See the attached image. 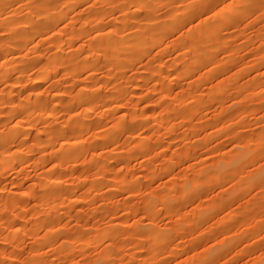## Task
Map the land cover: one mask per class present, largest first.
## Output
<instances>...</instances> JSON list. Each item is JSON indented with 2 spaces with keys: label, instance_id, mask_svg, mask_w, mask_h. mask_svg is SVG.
I'll return each mask as SVG.
<instances>
[{
  "label": "rangeland",
  "instance_id": "374dc122",
  "mask_svg": "<svg viewBox=\"0 0 264 264\" xmlns=\"http://www.w3.org/2000/svg\"><path fill=\"white\" fill-rule=\"evenodd\" d=\"M30 1L36 0H22L21 2L26 5L27 2L31 4ZM83 1L80 0L81 3L75 2V5L78 4L77 6H66L65 9H70L71 11L66 10L69 15L64 12L68 17L65 15V20V16H63L64 22L61 23L60 21L61 24H56L58 30L55 26V29L53 28L54 31L56 30L55 33L54 31L52 33L48 31L43 34V37L38 36L39 39H32V45L28 44L24 47L25 49H22L25 51H20L19 53H16L18 51H12L10 52L11 56L8 52V56H5L4 59L3 57L0 58V64L6 58L7 62L11 60L12 62L15 60L17 62L20 59L19 57L23 56H26V60H30V54L31 56L37 54L38 58L43 56V59H47L49 54L59 50V48L57 50L56 44H53L56 42H52L54 39H57L60 49L63 50H60L63 58L65 56L66 59V55L69 54L70 58L72 55L74 56L72 58L75 59L74 54H78V56L80 55L76 59L78 61L79 58L80 60L82 59L83 54L90 55L93 53L92 50L95 48L91 49L92 46H90L93 43V45H96L95 41L93 42L95 40L93 38L97 37L95 36L96 34H102L104 30L109 32L110 27L112 30L111 35L117 28H121L122 35L117 33L119 30H116L115 33L123 38L125 34L126 37L127 33H134L136 28L138 30L139 26L142 27L145 24L144 17L146 18L149 13L148 19L151 15L152 21L153 16L158 17V19H161H159V23H162L164 19H168L170 15H176V13L178 15L188 11V14L189 10L191 11L189 13L191 18L188 15V19L184 18L185 20H182V23L177 26L178 29L172 28L176 30L172 31L170 29L165 32L166 35H162V38L165 37V39L158 42L155 41L154 45L151 42L152 46L150 45V48L149 44H147L143 49L145 54L141 52L143 57L140 52L138 54L142 58L136 54L135 58L137 57V61L134 57L132 59L136 62L130 59L131 61L126 62L125 65L127 67V63L130 64V62L131 65H128L129 67L127 68L125 67L126 69L124 68V70L121 66L122 70H117L114 68L115 66H112L114 68H112L113 71L110 69L111 67H108L109 71L103 65L104 62H101L104 57L97 52L98 57L95 58H99V60L93 59L94 63L95 61L99 62H97L99 64L97 66V63H95L96 72H94L95 69L93 71L90 70V72L89 69L86 70L87 68L84 67L86 71L80 68V70L77 69L73 72L74 74H69V72V76L64 72L68 66H63L60 62V65L53 70L54 72L52 69L50 70L52 74L48 75L49 79L39 84L35 88L36 90H33L34 93L33 91L31 92L34 86L30 88L31 83H29V80L31 78L34 79L33 77L39 74L37 70L44 63L41 60L42 58H40L42 65L40 63H38L40 65L36 64L38 65L37 68L31 65L37 69L34 71L32 67L34 74H32L30 66L27 73L28 75L31 74L32 77L29 76V80V77H26L27 74H24V77L22 76L23 79L26 78L28 81L26 79L22 81L19 77L20 74H14L16 73L14 71L19 70L24 63L20 62L19 64L18 61L14 66L16 68L13 69V66L10 67L13 64L12 62L10 65L8 63L5 68L6 61H4L5 64L3 63L2 65L7 71H10L11 68V70H14V73L12 71V73L9 72L11 76L8 79H14L13 77L18 75L19 78L17 79H21L22 82L20 81L19 85L13 84L15 88H11L12 85L9 83H13L10 82L12 80L9 81L7 79L8 83V81L4 82L3 79H0V96L3 97L1 100H4L5 103L8 102L9 99H7L5 94L12 92V94H8L10 98L11 96L13 98V101L9 100L12 103L19 104L20 101L22 102L21 104L24 101L33 102L32 107L33 105L35 107V101L33 100L36 98L37 101L39 96L42 101H48L49 104H52L51 106L57 104V108H55V111L49 108L53 112L52 114H46L49 113L46 112L48 104L46 103L44 113L36 109L37 113H40L34 116L36 113L35 108L33 109L30 105L35 112L30 114L32 115L31 117L25 114L22 117L25 115L28 117L26 119L18 117L19 120H16L17 117H15L16 119L12 118L11 120L8 117L7 119L10 118V121L5 120L7 116H10V113L8 115L7 112H5L6 114L2 113L5 107H2L4 102L0 100V103H3L2 105L0 104V133L5 134L8 124L11 127L16 121L20 124L24 120V126L27 124L30 127L27 130V136H22L23 140L27 139L24 141L26 144L23 143V146H21V143L19 145L16 137L15 143L17 142L18 144L8 145V143L14 142L12 139L3 148L11 147V149L9 148L10 150L8 149L9 151L5 149L7 150L5 155H11L7 158L11 157L10 161L13 162V166L10 167L11 169L8 167L6 169L4 168L5 161L2 164L0 162L3 168L0 169V264H264V0H260L262 2L259 5L257 3L258 0L254 1L257 5L252 2L251 5H255L252 9L251 7L242 8V6L238 5L239 0H202V2L201 0H165V2L162 1L164 5L159 4L161 1L157 3V0L155 3L157 6L154 5L155 0L153 4L150 0L149 3L154 5V8L157 7L159 9L154 11L151 8V12H144L145 16L143 17L139 16L142 13L139 12L138 16L140 18L137 17L139 20L136 21H140L143 18L144 20L141 19L143 22L140 21L142 23L135 22L134 19L130 18V10L138 13V11H135L137 8L135 6L136 9H134V5L133 7L132 5H127L126 10L127 8L130 9L126 12L127 14L130 12L127 17L126 13L123 12L124 14H122L125 9L121 11V9L115 7L116 4L117 6L119 5L118 3L121 4V1L118 2L119 0H116L117 2L111 0V3L108 0H105V3L101 0ZM15 2L14 0L13 3H8L9 7L7 6V8L10 9L5 8L6 6L4 7L7 9L4 11L7 12L6 14L4 11L2 12L6 16L11 15L8 11L17 9V6H19L21 12L26 10V7H20L24 3L15 5ZM124 2L125 4L130 3L128 1ZM188 2L189 4L196 2L195 11H192V4L190 5L192 8H189ZM11 3L15 6L10 7ZM143 3L146 4L145 2ZM53 4L57 5L59 2L56 3L54 1ZM109 4H115V6L110 5L112 6L111 8ZM125 4L122 2V5ZM230 4L233 9L236 8L235 10L238 9L237 11L242 9L243 12L247 13L243 14V16L240 14L241 17L237 15L240 19L234 17L233 20H236L234 22L235 25L231 23L233 20L228 23L232 25L225 28L223 27L227 23L223 22L224 25L221 24L223 25L222 27L218 24V27L223 28L220 29L221 34L219 33L222 40L219 39L217 41L220 36L215 30V34H218L216 35L218 37L215 36V42L217 41L218 46L216 51L213 50L216 54L211 51L215 55L209 53L211 54L210 57L213 55L212 59L210 58L213 62L211 65L208 62L209 65L205 66L204 64L207 63L205 61L202 62L204 64L196 65V69L192 67L193 69L188 70L192 66L187 63L189 61L187 58L191 57L190 53L187 54V51L181 50L183 47L185 49L186 46L184 45L190 42L187 40V36H193L194 38H190L194 42L197 39L199 40L197 31L205 23L210 22L209 24H212V26L213 23L217 24V21H220V18H218L220 13L218 12ZM60 7L64 6L61 5ZM181 7L185 11L183 9V12H180V10L182 11ZM186 8L189 10H186ZM16 9L14 14H16ZM97 10L98 12L102 10L101 13L104 12L103 15L98 13ZM152 11L157 12V14H151L153 13ZM2 12L0 16L3 15ZM21 12L17 11L18 14L14 17L17 18ZM26 12L24 11L20 15L23 16ZM93 12L95 16V12H97L98 16L100 14L101 20L98 19L99 23L96 20H92V16L91 20L89 19L90 13L93 14ZM194 12L195 16H193ZM202 12L203 14H201ZM120 15L126 16V20L129 18L128 22L133 20L136 24L132 21L130 22L136 27L134 28L133 24L131 26L130 22V25L127 24L126 26L127 21L124 19L123 22L119 19ZM162 15H166L163 20ZM99 17L96 16L94 18ZM34 19L36 20V17ZM158 19H156L157 22ZM95 22L99 24L97 29H95V25H97ZM82 26L84 31H86L85 34L83 31L81 35L74 36L73 42L69 37L67 38L66 34L75 32L78 28L82 30ZM112 26H115L116 29ZM130 27L131 30L129 29ZM71 29L73 30L71 31ZM96 30L102 32L96 33ZM220 30L218 31L220 32ZM105 31L103 34L108 33ZM78 32L80 31H77V34H79ZM131 35L132 33L129 36ZM113 38L115 39V37ZM91 39L93 40L91 41ZM147 42H149V39ZM185 42L187 43L183 44ZM223 43L226 45L224 46ZM31 50H33V53H31ZM94 53H96L95 50ZM17 54L22 55L18 57ZM202 54L203 52L200 55ZM16 55L17 57H12ZM37 55L34 57H37ZM51 55L50 58H52ZM61 55L59 57L64 62ZM69 56L67 59H70ZM214 56L215 58H213ZM34 59L36 60L37 58ZM122 61L121 64H123ZM132 61L135 63H132ZM47 62L50 61L47 59ZM65 62L64 64H67ZM30 63L33 62L30 61ZM88 65L90 67V64ZM88 65L86 66L88 67ZM156 67L158 68L156 69ZM115 69L118 72L124 71L125 73L121 75V72H115V74L117 73L115 75L116 78H111ZM184 69H187L186 73ZM192 70L193 72H191ZM107 71H109V75H106ZM188 71L191 72L192 77L185 79L184 76L186 77ZM72 74L76 77H71L73 76ZM105 76L109 80L111 78L112 83L106 82ZM113 79H115V83H113ZM25 81L27 83H24ZM115 84L117 88L119 87L118 84H122L123 86L121 85L120 87H125V90L122 94V90L120 91L121 95L119 98L117 97L119 93H117V96L114 93V101L105 96L106 99L112 101L110 104H100L103 101H99V104H97L98 102L94 103L98 99L95 100L92 97V100H90L91 98L87 99H89V104L94 103L93 106L91 104L86 107L87 104L82 105L74 101L75 95L81 89L84 91L81 92L82 94L85 93V89L89 91L91 88L93 90L98 88V96H104L111 91L112 86L115 87ZM9 85L10 87H8ZM35 85L37 86V84ZM255 87L257 88L255 89ZM4 88L6 90L9 88L10 91L6 92V90H3ZM216 88L217 90L220 89L218 95L214 93ZM221 88H223V91ZM233 88L235 89L233 90ZM64 89L65 91H63ZM1 90L3 93H1ZM54 90H56L55 93ZM60 91L66 92V94L62 93L63 98H60L61 101L54 97L57 96L56 94L59 95ZM34 94L36 95L34 96ZM84 96L88 97L86 94ZM103 96V99L100 97L99 100H104ZM73 97L75 98L73 99ZM83 97L80 98L83 99ZM69 101L70 104L73 101L71 108L66 107V103ZM53 102L55 103L53 104ZM13 113L11 112V114ZM15 113L18 112L15 111ZM39 114L46 115L44 116L45 118L50 116L45 119ZM12 116L14 117V114ZM29 117L30 121L28 120ZM20 120L21 122H19ZM75 120H84L83 127L87 129L83 134L82 130H80V136L73 134L74 132L70 133V135H74V137H70L67 134L69 129L64 127L74 121L71 126L73 127L74 123H76ZM141 120H146L147 123ZM132 121L135 123H132ZM80 122L77 121V123ZM24 126L22 127L24 128ZM62 126L64 128L62 129L63 132L61 131L63 138L66 137L63 136L65 135L64 133L68 131L65 139L61 138L55 142L54 138V141H51L49 146L45 144L46 148L42 143L43 146L38 145L39 147H35V137L39 139L41 136L42 140L43 137H46L44 136L45 132L52 133V129L55 131L56 127L61 128ZM25 128L28 129V127ZM105 130H115V134L109 131L110 134H106L108 136L106 137L104 133L107 132ZM58 131H60L59 128ZM74 131L77 133V130L74 129ZM76 136V139H80L74 140ZM64 140H68L70 143L79 141L81 147L79 153H73V157L68 159L64 157L62 159L63 161L65 160L64 162L58 159L59 163L56 161L57 159L54 160L55 156L60 158L55 152L59 153L60 149L62 150L66 147L64 143H69ZM140 146L145 148L144 152L138 151ZM16 148L23 157L22 161H15L14 163L12 157L19 158L20 156L12 154V151L14 152ZM39 148L42 150H39ZM8 152L11 153L9 154ZM59 154L61 155V153ZM17 158L15 160H18ZM7 162L8 160L5 162L6 165ZM49 178L57 179L60 183L59 185L58 183L54 184L60 191L58 194L62 197L58 202L57 200H59L60 196H57V199L55 197L56 193L49 191L51 195L48 193V197L45 195L48 192V190H45L46 187L48 186L50 189L53 187V185H50L51 183H48V181H53ZM46 181L48 185H44L45 189H40ZM42 182V187H39ZM42 190L45 193H42ZM52 190L54 191L55 188ZM36 194L39 195V198ZM54 194L56 200L50 197L52 200L49 201V195L52 196ZM44 196L46 197L45 200L43 202L40 201ZM46 199H48L49 203L46 202ZM47 203L53 208L57 206L55 208V210L57 209L56 211H51L60 215V219L57 217L55 219L53 218L55 215L51 218L54 213H49L50 218L47 216L46 221L50 223L52 222L51 219H54L53 222L59 220V223L56 222L57 224L51 223L49 230L47 229L48 226H45L46 221L41 220L40 222L38 220L42 217L45 220L42 214L45 211L48 212V206L50 205L46 206L45 204ZM55 203L56 205H54ZM37 217L38 225H35L34 220ZM198 222L199 224H197ZM54 224L56 226L52 228ZM13 229L16 231L13 232ZM53 229L57 232L55 231V234L50 235L49 233H52L50 230ZM47 230L49 232L46 234ZM149 231L157 232L156 235L161 234L164 236L163 241L154 250H150L153 244V239L150 236H154L155 233L150 235L151 232ZM147 232H149V235ZM48 237L50 238L49 240H52L49 243L43 242ZM59 246L62 249L64 246L69 252L68 255L67 253L66 255L62 253ZM34 256L36 257L34 258Z\"/></svg>",
  "mask_w": 264,
  "mask_h": 264
},
{
  "label": "bare ground",
  "instance_id": "6f19581e",
  "mask_svg": "<svg viewBox=\"0 0 264 264\" xmlns=\"http://www.w3.org/2000/svg\"><path fill=\"white\" fill-rule=\"evenodd\" d=\"M16 2V4L15 5H18V4H20L21 5V1L19 2V0H15ZM54 1L56 2V3H58L59 2V4H57V5H54L53 3H54ZM84 1H87V0H84ZM83 1V2H84ZM101 1H105V0H101ZM110 1V2H109ZM121 1V4L120 3H118L119 5L117 6V4H116V6H115V4H109V6L110 5H112V6H115L116 8H118V9H121V11L123 10V9H125L126 10V7H127V5H132V7H133V5H134V9H136L135 11H138V13H136V12H134L133 10H130L129 8H127V10L125 11H122V14H124V13H126V12H128L129 10H130V12H131V16H130V18L131 19H134V21L135 22H140V21H142V20H144L145 21V24L141 27V26H139V29L137 30V28H136V31L134 30V33L133 32H131L132 33V35L131 36H129L131 33L129 32V34L127 33V36L125 37V35L123 36V38H122V36L121 37H119V36H117V33H121V35L123 34L122 33V29L121 28H117L116 29V27L115 26H112V27H115L114 29H116V30H119L117 33H115V31L114 32H112L113 34H115V35H111V27H110V29H109V32H108V30L107 31H105V32H108V33H105V34H103L104 33V31H103V33L101 34H96V33H99V32H102V31H97L95 34V36H97V37H95V38H93V39H95V40H93V39H91V41L93 40V42L95 41V43H96V45H93V44H91L90 46H92L91 47V49H93V47L95 48V49H93L92 50V52L93 53H89L90 55H85V54H83L84 56L83 57H81L82 59L80 60V58H79V60L78 61H76V59H77V57H80V55L78 56V54H74L75 55V59H73L72 57H74V56H72L71 55V53H70V55H71V58H70V56H69V54L68 55H66L67 57H66V59H65V56H64V58H63V54L61 55L60 53H61V51H63V50H61L60 49V46L58 45V43H57V39H54V40H52V42H56V43H53V44H56L55 46H57L56 48H57V50H58V48H59V50H58V52H52L51 54H49V57L47 56V59L50 61V62H47L46 63V60L47 59H43V56H41V57H39L38 58V55L37 54H35L34 56H36L37 55V57H34V56H31V54L29 55L31 58H30V60L29 59H27L26 60V56H23V57H19L20 55H22V54H17L18 55V57L20 58L19 60H17V62L20 64V62H22V64L23 65H21V67H20V69L19 70H11L12 68L14 69V68H16V67H14L15 66V63H17L16 62V60L14 61V62H12V60L10 61V62H7L6 60H7V58H6V60H3V63H4V61H6V65H5V68H6V66H7V64L9 63V65H10V63L12 62L13 64H11L10 65V67L11 66H13L11 69L10 68H8V69H10V71H7L5 68H4V65H2V64H0V79L2 80H4V82H6V81H8L9 79L8 78H10L9 76H11L10 75V73L9 72H16V73H14V74H20V78L22 79V81L23 80H25V79H23L22 78V76L24 77V74H27L26 75V77H32L31 76V74L30 75H28V73L27 72H29V68H30V66L31 65H34L36 68L38 67V65H40L42 62H41V60H43V62L44 63H42L41 65V67H39V69L37 70L34 66H31V70L34 68V71H35V69L38 71L37 73H39L38 75L36 74V76H34L33 78L34 79H32L31 78V80H29L30 79V77L28 78V80H29V83H31V85H30V88H31V86H34L32 89H31V92L33 91V90H36L35 88L36 87H38V85L39 84H41V83H44V82H46L48 79H49V77H48V75H51L52 73H50V70L52 69V71L53 70H55L57 67H58V65H62L63 64V66H68V70L67 69H65V71L64 72H66L67 74L69 73V74H71V73H73V72H75L77 69H79L80 70V68H81V70L83 69V70H85L84 69V67H86L87 69L86 70H88L89 69V71L91 70V71H93L94 69H95V63H97L98 61H95V63H94V58L95 57H98V55H97V52L98 53H101V55L104 57V60L103 59H101V60H103V61H101L102 63L104 62V66L105 67H107V69H109L108 67H111L110 69L112 70V68L114 67V68H116L117 70H122L121 68H120V66L123 68V70H124V68L126 67V65H125V63L126 62H129V61H131V60H134V59H132L133 57L135 58V55L137 54V55H139L138 53L140 52V54L142 55V57H143V54L141 53V52H143V49H144V47L147 45V44H149V48H150V45L152 44L151 42H153V45L155 44V41H161L162 39H165V37H163L162 38V35H164L165 34V32H167L168 30H170V29H172V28H176V29H178V27L177 26H179V24L180 23H182L181 21L182 20H185V19H188L187 18V16L189 15V13L191 12L189 9H187L188 8V6H187V8H186V10H189V13L187 14V12L188 11H185V9H184V11L185 12H183V9H182V7H181V9H182V11L180 10V12H183V13H179L178 15H177V13H176V15H170V16H168V19H164L165 18V16L167 15H165V16H163V18H162V20L164 19V21L162 22V23H159V19H158V17H155V16H153V21L155 20V22H153L151 19H152V15H151V17H149V19H148V16L150 15V13H149V15H148V13H146L148 16H146V18L144 17V19L143 18H141L140 19V21H136V20H139L138 18H140L141 16L143 17V16H145V13L144 12H151V8H153L152 10H154V11H158L157 9H159V8H157V7H155L154 8V5L155 6H157V4H155L156 2H157V0H124V1H128V2H130L129 4L127 3V4H125V2L123 1V0H119L118 2H120ZM142 1V2H141ZM149 1L150 2H152V4H153V1H154V5H152V4H150L149 3ZM161 1V3H159ZM162 1L163 2H165V0H158V2L157 3H159V4H163L164 5V3H162ZM199 1V0H198ZM205 1V0H204ZM217 1V0H216ZM255 0H239V2H238V5H240V6H242V8H247V7H251V9H252V7L253 6H255V5H257L256 4V2H254ZM257 1V0H256ZM9 2H14V0H0V14H1V12L2 11H4V10H7V9H10V8H7V6H8V3ZM18 2V3H17ZM29 2V1H28ZM27 2V3H28ZM75 2H80V0H36V1H30V3L31 4H27L26 3V5H25V3L23 4V6L21 5L20 7H26V10H23V12H21V9H19V6H17V9H16V14H14L15 13V9L13 10V11H8V13H11V15H8V16H6L5 14H6V12L7 11H4L5 12V14H4V12H2V14L4 15V17H2V16H0V58H2L3 57V59L5 58V56H8V52H9V55L11 54L10 52H12V51H18V52H16V53H19L20 51H25V50H22V49H25L24 47L26 46V45H32V39H35V40H37V39H39V37L38 36H40V37H43V34H46L48 31L49 32H53L54 31V27L56 26V24L58 23V24H61L62 22H64L63 20H64V18H63V16H65L66 14L67 15H69L68 13H67V11L68 10H70V9H65L66 8V6L67 5H75ZM108 2L109 3H111V0H108ZM112 2H114V1H112ZM115 2H117L116 0H115ZM114 2V3H115ZM122 2H123V4H125V5H122ZM143 2H147L146 4H144ZM201 2H202V0H201ZM210 2H212V1H210ZM252 2L253 3H255V5H251L252 4ZM260 2H262V1H260V0H258L257 1V3H258V5L260 4ZM12 3L10 4V7L11 6H13L12 5ZM81 3V2H80ZM105 3V2H104ZM170 3V2H169ZM194 3V4H193ZM193 3H190L189 4V2H188V4H189V8L191 7L190 5L192 4V6H193V8H192V11L194 10H196V8L194 9V6H195V3L196 2H193ZM199 3V2H198ZM218 3V2H217ZM106 4H108L107 2H106ZM148 4H150V5H148ZM200 4H202V3H200ZM211 4H213V2L211 3ZM232 4V3H231ZM231 4L230 5H228V6H226V8H224L223 6H221V7H223V10H221L220 12H218V13H220V15H218L217 17L218 18H220L219 20V22L217 21V24L216 23H213V26H212V24L210 25L209 23H205L198 31H197V35H198V38H199V40L197 39L195 42L193 41V39L191 40V38L193 37V36H190V37H188L187 35V40H189L190 42H189V44H187V45H184V46H186L185 47V49H184V47H183V49H181V50H184V51H187L186 53L187 54H189L190 53V58H187L189 61L187 62V63H190V65L189 66H191V67H189V69H188V67H187V69L188 70H191V68L193 67H195V69H196V65H201V64H204V63H202V62H207L206 64H204L205 66L206 65H209V63H210V65L213 63L212 61H211V57L213 56H211L210 57V55L211 54H216V52H214L213 50H215L216 51V49H217V41L219 40V39H221V36H220V34H221V30L220 29H223V28H225L226 26H231L236 20H233V18L234 17H236V19L237 18H239L238 16L240 15V14H242V16H243V14H245V13H247V12H243L242 11V9H240V11H237V10H235V9H233V7L231 6ZM14 5V6H15ZM64 6V7H60V6ZM78 4H76L75 6H77ZM122 5V6H121ZM162 5V6H163ZM214 5V4H213ZM226 5V4H225ZM233 6H234V4H232ZM251 5V6H250ZM6 6V7H5ZM13 6V7H14ZM108 6V7H109ZM112 6H110L111 8H112ZM135 6H136V8H135ZM149 6H153V7H149ZM202 6V5H201ZM240 6H238V7H240ZM7 8V9H5V8ZM9 7V6H8ZM124 7V8H123ZM129 7V6H128ZM207 7H209V6H207ZM236 7V6H235ZM64 8V9H63ZM115 8V9H116ZM131 8V7H130ZM178 8V7H177ZM190 8V9H191ZM201 8V7H200ZM211 8H213V6H211ZM254 8V7H253ZM100 9V8H99ZM109 9V8H108ZM107 9V10H108ZM114 9V8H113ZM131 9H133V8H131ZM179 9V8H178ZM218 9V8H217ZM216 9V10H217ZM20 10V11H19ZM28 10V11H27ZM64 10V11H63ZM67 10V11H66ZM104 10V9H103ZM198 10V9H197ZM244 10V9H243ZM253 10H255V9H253ZM17 11L18 12H21V13H19V15L17 16V18H15L14 16L15 15H17L18 13H17ZM24 11L26 12V14H23V16L22 15H20V14H22V13H24ZM71 11V10H70ZM96 11V10H95ZM101 11L102 10H100V12H98V10H97V12L98 13H100L101 15H103V13H101ZM111 11V10H110ZM243 13H242V12ZM66 14H65V13ZM97 12H95L96 13V16L97 17H99L100 16V14H99V16L97 15ZM124 12V13H123ZM130 12L127 14H125L126 16L128 15L129 16V14H130ZM139 12H142L141 13V15H139L140 13ZM153 12V11H152ZM171 12V11H170ZM169 12V13H170ZM176 12V11H175ZM198 12V11H197ZM216 12V11H215ZM63 13H64V15H63ZM133 13V14H132ZM136 14V16H134L135 14ZM157 14V12H153V13H151V14ZM91 15H90V17H89V19L91 18V16L93 17V18H91L92 20H96L98 23H99V20H101L100 18L101 17H99V18H94V17H96L95 16V14H94V12H93V14L92 13H90ZM121 14V13H120ZM144 14V15H143ZM155 14V15H156ZM163 14V13H162ZM172 14H174V13H172ZM195 14V12L193 13V16H195L194 15ZM201 14H203V12L201 13ZM34 15H35V17H36V20L34 19L35 17H34ZM66 15V16H67ZM94 15V16H93ZM112 15V14H111ZM140 17H139V16ZM160 15V14H159ZM158 15V16H159ZM238 15V16H237ZM66 16H65V20H66ZM89 16V15H88ZM126 16H122V15H120V18L119 19H121L123 22H124V19H125V21H127V23H126V26H127V24L128 25H130L131 24V26H132V24L133 23H135L133 20H130V21H132L133 23H131L130 21V24H129V22H128V20H129V18H127L128 20H126ZM127 16V17H128ZM191 15H189V18H191L190 17ZM200 16V15H199ZM18 17H20V18H18ZM32 17H34V18H32ZM68 17V16H67ZM103 17V16H102ZM133 17V18H132ZM135 17V18H134ZM138 17V18H137ZM160 17V16H159ZM240 17H241V15H240ZM88 18V17H87ZM185 18V19H184ZM243 18V17H242ZM34 19V20H33ZM68 19V18H67ZM71 19V18H70ZM80 19H82L83 20V18H81L80 17ZM90 19V20H91ZM99 19V20H98ZM147 19V20H146ZM156 19H158V22L156 21ZM240 19V18H239ZM79 20V19H78ZM81 20V21H82ZM84 20H85V18H84ZM120 20V21H121ZM161 20V19H160ZM233 20V21H232ZM60 21H61V23H60ZM68 21V20H67ZM230 21H232L231 23L232 24H228V23H230ZM123 22H121V23H123ZM143 22V21H142ZM142 22H140V23H142ZM161 22V21H160ZM220 22H222V23H220ZM227 23L226 25H224V23ZM87 23V22H86ZM96 23V22H95ZM88 24H90V23H88ZM97 24V23H96ZM124 24V23H123ZM122 24V25H123ZM136 24V23H135ZM202 24V23H201ZM216 24V26H214ZM218 24L222 27L223 25H224V27L223 28H221L220 26L218 27ZM221 24H223V25H221ZM82 25V24H81ZM95 25V24H94ZM99 24H97V25H95V29H97V26H98ZM137 25H139V24H137ZM142 25V24H141ZM233 25H235V23L233 24ZM84 26V25H83ZM83 26H82V30L81 29H79L78 28V30H76L74 33L73 32H69L68 34H66V36H67V38L69 37V39L72 41V39L73 38H75L74 36H78V35H81V33L84 31V29H83ZM85 27V26H84ZM123 27H124V25H123ZM133 27L135 28L136 26H134V24H133ZM141 27V28H140ZM218 29H217V28ZM54 28V29H53ZM58 27L56 26V29H57ZM76 28V27H75ZM89 28V27H88ZM99 28V27H98ZM124 28H126V27H124ZM53 29V30H52ZM113 29V28H112ZM130 30H131V27L129 28ZM176 29H172V31L174 30H176ZM52 30V31H51ZM58 30V29H57ZM61 30V29H60ZM73 29H71V31H72ZM215 30H217V32H218V34H215L216 32H215ZM218 30H220V32L218 31ZM61 31H63V30H61ZM77 31H80V32H78L79 34H77ZM56 32V30L54 31V33ZM85 32L86 31H84V34H85ZM93 32V31H92ZM124 32H125V30H124ZM223 32V31H222ZM77 35H76V34ZM190 33V32H189ZM58 34V33H57ZM63 34H65V32H63ZM87 34V33H86ZM89 34V33H88ZM168 34V33H167ZM83 35V34H82ZM90 35H91V33H90ZM166 35V34H165ZM191 35V34H190ZM216 35H218V36H220V38L218 37V36H216ZM35 36H37V37H35ZM117 36V37H116ZM215 36L216 37H218L217 38V41L215 42ZM35 37V38H34ZM64 37V36H63ZM80 37V36H79ZM78 37V38H79ZM113 37H115V39H117V40H115ZM125 37V38H124ZM37 38V39H36ZM77 38V37H76ZM121 38V39H120ZM146 38V39H145ZM158 38H160V39H158ZM184 38V37H183ZM194 38V37H193ZM197 38V37H196ZM97 39V40H96ZM118 39H120V40H118ZM148 39H149V42H147L148 41ZM62 40V39H61ZM222 40V39H221ZM49 41V40H48ZM65 41H66V39H65ZM184 41V40H183ZM192 41H193V43H192ZM38 42V41H37ZM47 42V41H46ZM67 42V41H66ZM73 42V41H72ZM180 42V41H179ZM31 43V44H30ZM63 43V42H62ZM69 44H70V42H68ZM187 42H185V43H183V44H186ZM218 43H220V42H218ZM224 43H226V42H224ZM223 43V44H224ZM232 43V42H231ZM221 44V43H220ZM226 44H224V46H225ZM152 46V45H151ZM223 46V45H222ZM223 46V47H224ZM28 48V47H27ZM55 48V49H56ZM226 48H228V47H226ZM225 48V49H226ZM29 49H31L30 47H29ZM35 49V51H36V47L34 48ZM51 49V48H50ZM63 49V48H62ZM218 49H221V48H218ZM61 50V51H60ZM94 50L96 51V53H94ZM231 50V49H230ZM233 50H234V48H233ZM32 51V52H31ZM30 52L31 53H33V50H31ZM210 51V52H209ZM211 51H213L212 53H211ZM51 52V51H50ZM66 52V51H65ZM201 52H203V54L202 55H200L201 54ZM206 52H208L207 54L209 55H207L206 54ZM219 52V51H218ZM6 53H7V55H6ZM53 53H55V54H53ZM144 53V52H143ZM209 53H211V54H209ZM4 54V56H2ZM61 55V57L64 59V62H65V60H66V62L65 63H67V64H64V62H62L63 60L59 57L60 55ZM86 54H88V53H86ZM145 54V53H144ZM214 54V55H215ZM12 55V54H11ZM10 55V56H11ZM17 55L16 56H12V57H17ZM50 55H51V57L52 58H50ZM54 55V56H53ZM97 55V56H96ZM141 55H139V57H141ZM9 56V57H10ZM68 56H69V58L70 59H67L68 58ZM186 56V55H185ZM230 56V55H229ZM141 57V58H142ZM236 57V56H235ZM23 58H25V59H23ZM28 58V57H27ZM33 58V59H32ZM34 58H37L36 60L37 61H39V62H37ZM40 58H42L41 60H40ZM46 58V57H45ZM137 58V57H136ZM136 58H135V60H136ZM211 58V59H210ZM213 58H215V56L213 57ZM13 59V58H12ZM18 59V58H17ZM90 59V60H89ZM96 59V58H95ZM131 59V60H130ZM140 59V58H139ZM138 59V60H139ZM227 59V58H226ZM10 60V59H9ZM29 60V61H28ZM96 60H99V58H97ZM121 60H123L122 61V63L124 64H121ZM134 60V61H135ZM185 60V59H184ZM183 60V61H184ZM214 60V59H213ZM234 60V59H233ZM26 61H28V62H26ZM30 61H32L33 63H34V61H35V63L33 64V63H30ZM89 61V62H88ZM91 61V62H90ZM93 61V62H92ZM134 61H132V63H135ZM187 61V60H186ZM211 61V62H210ZM61 62V63H60ZM209 62V63H208ZM232 62V61H231ZM230 62V63H231ZM0 63H1V61H0ZM38 63H40V64H38ZM60 63V64H59ZM93 63V64H92ZM99 63V62H98ZM96 64V66L97 65H99V64ZM101 63V64H102ZM108 65H106V64ZM120 63V64H119ZM186 63V62H185ZM201 63V64H200ZM5 64V63H4ZM36 64H38V65H36ZM88 64H90V67H89V65ZM8 65V66H9ZM86 65H88V67L86 66ZM131 65V62H130V64L129 63H127V67H129V66ZM163 65V64H162ZM198 65V66H199ZM54 66H55V68H54ZM92 66H94V67H92ZM113 66V67H112ZM197 66V67H198ZM33 67V68H32ZM60 67H62V66H60ZM92 67V68H91ZM104 67V68H105ZM120 69H119V68ZM126 67V68H127ZM171 67L173 68V66L171 65ZM213 67V66H212ZM211 67V68H212ZM54 68V69H53ZM66 68V67H65ZM91 68V69H90ZM113 68V69H114ZM125 68V69H126ZM158 67H156V69H157ZM164 68V67H163ZM192 68V69H193ZM110 69H109V71H110ZM116 69H115V71H114V75H112V77L111 78H116L115 77V75L117 74V73H120L121 75H123V73H125L124 71H116ZM162 69V68H161ZM165 69V68H164ZM187 69H184L185 71V73H186V71H187ZM194 69V70H195ZM215 69V68H214ZM220 69V68H219ZM27 70V71H26ZM67 70V71H66ZM85 70V71H86ZM96 70L97 69H95L94 70V72H96ZM166 70V69H165ZM7 71V72H6ZM19 71V72H18ZM90 71V72H91ZM109 71H107L108 73H106V75L108 74H110L109 73ZM113 71V70H112ZM111 71V72H112ZM158 71V70H157ZM166 71H168V70H166ZM11 72V73H12ZM31 72H33V70L31 71ZM54 72V71H53ZM115 72H117L116 74H115ZM191 72H193V70L191 71ZM191 72H189L188 71V73L186 74V77L184 76V78L186 79V78H191L192 76V74H191ZM9 73V75H7ZM35 72H33L32 74H34ZM50 73V74H49ZM58 73V72H57ZM78 73V72H77ZM164 73V72H163ZM68 74V75H69ZM74 74V73H73ZM72 74V75H73ZM112 74V73H111ZM13 75V74H12ZM68 75H66V76H68ZM96 75V74H95ZM164 75V74H163ZM166 75V74H165ZM6 76H8V77H6ZM55 76V75H54ZM65 76V77H66ZM70 76V75H69ZM77 76H79V75H77ZM142 76V75H141ZM13 77V76H12ZM18 77V75H17V77H13L14 79L16 78V80H14V79H10V80H12V81H10V82H13V83H9V81H8V83L10 84V85H12L11 86V88H15L14 86H13V84H18L19 85V83H21L22 81H21V79H17V78H19ZM71 77H76V76H71ZM106 78V82L108 81L109 83L111 82L112 83V79L110 78V80H109V78H107V76H105ZM51 78V77H50ZM177 78V77H176ZM8 79V80H7ZM68 79V78H67ZM143 79V78H142ZM235 80H236V78H234ZM1 80H0V82H1ZM27 80V79H26ZM27 80V81H28ZM54 80V79H53ZM114 80V82L113 83H115V79H113ZM161 80V79H160ZM166 80V79H165ZM16 81V82H15ZM19 81V82H18ZM21 81V82H20ZM31 81V82H30ZM145 81V80H144ZM151 81V80H150ZM152 81H153V78H152ZM122 82V81H121ZM24 83H27L26 81L24 82ZM1 84V83H0ZM6 84V83H5ZM34 84V85H33ZM35 84H37V86L35 85ZM10 85L8 86V87H10ZM57 85H59V84H57ZM112 85V84H111ZM122 84H118V88H117V86H116V84H115V87L114 86H112L111 87V91H109V93H108V91H107V93L108 94H105L103 97H104V100H99V98L101 97V99H103L102 98V96H98L99 95V89H98V91H97V89L95 90H93L92 88H91V90H89L88 91V89H85V88H83V89H85L86 91H85V93H82L81 94V92H84L82 89L81 90H79V93L78 94H76L75 96H76V98L75 97H73V99H74V101H75V103H76V101H77V103L79 104H82V105H86V107L87 106H90L92 103H90L89 104V99H87V98H93V99H95V100H97V101H94V103L96 102H98L97 104H99L101 101H103L102 103H100V104H110V103H112V101H110V99H106L105 98V96L107 97V98H111V100H113L114 101V93H115V95L117 96V93H119V95L117 96L118 98H119V96L124 92V90H125V87H120ZM239 85V84H238ZM247 85V84H246ZM6 86V85H5ZM123 86V85H122ZM125 86V85H124ZM166 86V85H165ZM4 87V86H3ZM40 87V86H39ZM88 87V86H87ZM94 87V86H93ZM97 87V86H96ZM236 87H238V86H236ZM10 88V89H11ZM19 88V87H18ZM30 88H29V90H30ZM50 88H51V86H50ZM56 88V87H55ZM54 88V89H55ZM58 88H59V86H58ZM89 88V87H88ZM114 88V89H113ZM257 87H255V89H256ZM24 89V88H23ZM115 90V91H113V90ZM128 89V88H127ZM222 89V91H223V88H221ZM235 88H233V90H234ZM4 91L6 90L5 88L3 89ZM122 90V91H121ZM8 91H10L9 90V88L6 90V92H8ZM12 91H13V89H12ZM55 91L56 90H54V93H55ZM63 91H65V89L63 90ZM87 91H88V93H87ZM120 91H121V94H120ZM221 91V92H222ZM259 91H260V89H259ZM14 92V91H13ZM26 92V91H25ZM29 92V91H28ZM38 92V91H37ZM58 92V91H57ZM56 92V93H57ZM61 92V91H60ZM113 92V93H112ZM1 93H3L2 92V90H1ZM33 93H34V91H33ZM62 93H65L66 94V92H61L59 95H61V96H59L58 94H56L57 96H54L55 98H57L58 100L60 99V98H63V96H62ZM93 93V94H92ZM112 93V94H111ZM215 93V95L217 94H219L220 93V89H218L217 90V88H216V92H214ZM213 93V94H214ZM223 93V92H222ZM8 94H12V92L11 93H6L5 95H6V97H7V99H13L12 98V96H11V98L8 96ZM80 94H81V96H80ZM88 95V97H86V96H84L83 97V95ZM95 94H97V95H95ZM109 94H110V97H109ZM256 94V93H255ZM4 95V94H3ZM33 95V94H32ZM36 94H34V96H35ZM94 95V96H93ZM113 95V96H112ZM258 95V94H257ZM27 96V95H26ZM38 96V95H37ZM90 96V97H89ZM5 97V98H6ZM33 97V96H32ZM80 97H83V99H81ZM112 97H113V99H112ZM211 97V96H210ZM248 97V96H247ZM1 98L3 99V97L2 96H0V100H1ZM4 98V99H5ZM34 98V97H33ZM92 98L90 99V100H92ZM212 98V97H211ZM7 99H5V100H7ZM41 99V98H39V96H38V98H37V101H36V98L33 100V101H35V107H34V105H33V107H32V103L31 102H23V104H21L22 102L20 101L19 102V104H15V103H12V102H10L9 100H8V102H6L5 103V101L4 100H1L2 102H4V104L2 105L1 103V105H2V107L4 106L5 108H4V111H2L3 110V108H2V113L4 112H7V115L10 113V116H7L6 117V119L5 120H10V118H11V120H12V118H15V117H17V119L16 120H19L18 119V117L20 118H22V119H26V118H28V117H26L25 115H30V114H33L32 112H34V108H35V114H34V116H36V114L38 115V113H40V112H43L44 113V110H45V106H46V103H48V101L47 102H45L44 100V102L42 101V99L40 100V102L38 103V101ZM81 99V100H80ZM86 99V100H85ZM164 99V98H163ZM106 100H107V102H106ZM13 101V100H12ZM29 101V100H28ZM31 101V100H30ZM59 101H61V99L59 100ZM82 101H84V102H82ZM100 101V102H99ZM105 101V102H104ZM161 101V100H160ZM17 102V101H16ZM73 102V101H72ZM71 102V104H70V101L69 102H67L66 103V107L67 108H71L72 107V105H73V103ZM87 102V103H86ZM28 103V104H27ZM31 103V104H30ZM36 103H38V104H36ZM44 103V104H43ZM55 102H53V104H54ZM84 103V104H83ZM94 103L92 104V106L94 105ZM114 103V102H113ZM40 104H43V105H40ZM68 104V105H67ZM0 105V106H1ZM30 105H31V107L33 108H31L30 107ZM52 104H47V106H46V109L48 110H46V112H49V113H46V114H52V112L53 111H55V108H57L56 107V105L57 104H54L53 106H51ZM112 105V104H111ZM48 106H51V107H48ZM55 106V107H54ZM37 107V108H36ZM53 107V108H52ZM52 109V110H50V109ZM32 109V110H31ZM36 109H37V111L39 110L40 112H38L37 113V111H36ZM88 109V108H87ZM92 109V108H91ZM7 110V111H6ZM43 110V111H42ZM73 110V109H72ZM15 111L16 112H18V113H15ZM31 111V112H30ZM89 111V110H88ZM11 112L14 114V117L12 116L13 114H11ZM22 114H21V113ZM20 113V114H19ZM56 113V112H55ZM54 113V114H55ZM6 114V113H5ZM18 116H17V115ZM23 114H25L24 115V117H22V115ZM16 115V116H15ZM20 115V116H19ZM39 115H41V114H39ZM4 116V115H3ZM32 115H30V117H31ZM41 116H46V115H41ZM50 116V115H49ZM49 116H47V117H49ZM8 117H10L9 119H7ZM30 117H29V121H30ZM38 117V116H37ZM46 117V118H47ZM73 117V116H72ZM71 117V118H72ZM78 117V116H77ZM34 118V117H33ZM32 118V119H33ZM45 118V117H44ZM43 118V119H44ZM45 118V119H46ZM51 118V117H50ZM84 118V117H83ZM15 119H13V120H15ZM31 119V120H32ZM44 119V120H45ZM75 119V118H74ZM79 119V118H78ZM10 120V121H11ZM37 120V119H36ZM49 120V119H48ZM1 121H2V119H1ZM23 121L24 120H22V122H21V120L19 121V122H21L20 124H22V125H20L19 123H17V121H16V123H14V125L13 126H11V127H9V124H8V127H7V131H6V133L5 134H2V133H0V162H1V164H2V162L3 161H5L6 162V160H8V162H7V165H6V163L4 162V165H5V167L4 168H6V167H8V168H10L11 166H13V162L12 161H10V158H7V157H9V156H11V155H5V153H6V151L10 148L11 149V147L10 146H8L9 148H5V149H7V150H5V149H3L6 145L5 144H7V142H11L12 141V139H13V141L14 142H11V143H8V145L10 144H18L19 143V145H21V143H22V145L21 146H23V143H25L24 141H26L27 139H24L23 140V137L22 136H27L26 135V133H27V130H29L30 129V127L29 126H27V124H25V126H24V124H23ZM76 121V123H77V121L78 122H80V123H74L75 125H73V127H71L72 126V124H73V122H72V124H68V126H70V127H68V126H65L64 128H68L67 130L69 131V133H67L68 135H70V133L72 134L73 132V134H75V135H81V134H79V131L80 130H82V134H83V132H85V130L87 129L86 127H83L84 125H83V122H84V120L82 121V120H75ZM87 121V120H86ZM141 121H143V120H141ZM2 122H4V121H2ZM44 122V121H43ZM144 123L146 122L147 123V121L146 120H144L143 121ZM5 123H7V122H5ZM5 123H4V125H5ZM26 123V122H25ZM47 123V122H46ZM68 123V122H67ZM131 123V122H130ZM132 123H135V122H133L132 121ZM32 124H33V120H32ZM35 124V123H34ZM12 125V124H11ZM29 125V124H28ZM46 125V124H45ZM49 125V124H48ZM67 125V124H66ZM22 126H24V128L25 127H28V129L27 128H25V130H24V128L22 127ZM44 128V127H43ZM55 128V127H54ZM58 128H59V130L60 131H58ZM63 128V126L60 128V127H56L55 128V131H54V129H52L53 130V132L51 133H47V132H45L46 134H44V136H46V137H43V139L41 140V136L39 137V139H38V137H37V139H36V137H35V140H36V144H35V147L36 146H38V145H42V144H44V146H45V148H46V145L45 144H47L48 146L51 144V141H54V138H55V142H56V140L58 141V139H61V138H63L62 137V129H64ZM83 128V129H82ZM49 129V128H48ZM51 129V128H50ZM57 129V130H56ZM70 129H71V132H70ZM74 129L75 130H77V133H75V131H74ZM112 129V128H111ZM22 130V131H21ZM43 130V129H42ZM51 130V131H52ZM115 130H117V129H115ZM115 130H105L107 133H104L105 134V136L106 137H108L106 134H110V132L112 133V132H114ZM50 131V130H49ZM62 131V132H61ZM110 131V132H109ZM5 132V131H4ZM20 132H22V133H20ZM23 132H25L24 134H23ZM66 133H64L65 135H63L64 137L66 136L67 137V134ZM114 134H115V132H114ZM21 135V136H20ZM18 136H19V139H18ZM37 136V135H36ZM53 136V137H52ZM72 135H70V137H71ZM17 137V138H16ZM22 137V138H21ZM65 137V138H66ZM69 137V136H68ZM72 137H74V135L72 136ZM15 138H16V141L18 140V143L16 142L15 143ZM21 138V139H20ZM27 138V137H26ZM44 138H46V139H44ZM51 138H53L52 140H51ZM65 138H63V139H65ZM77 138V136L75 137V139L74 140H79L80 138H78V139H76ZM20 140V141H19ZM34 140V141H35ZM37 140H40V141H43V142H40V141H37ZM44 140H47V141H44ZM48 140H50L49 142H48ZM69 140V139H68ZM68 140H64V141H68ZM70 141V140H69ZM68 141V142H69ZM47 142V143H46ZM61 142H62V140H61ZM82 142V141H81ZM42 143V144H41ZM49 143V144H48ZM26 144V143H25ZM24 144V145H25ZM65 144V146L66 147H64L63 148V146H62V150L60 149L59 150V153H61V155L58 153V152H55L56 153V155L58 154L59 156H60V158H58V157H56L55 155V157H54V160H56V161H58L59 163H60V161H63L62 159H64V157L65 158H71V157H73L74 156V154L73 153H79V151H80V147H81V143L78 141V142H73V143H64ZM63 144V145H64ZM80 144V145H79ZM19 145H17L18 147H19ZM11 146H13V145H11ZM14 146H16V145H14ZM20 146V147H21ZM43 146V145H42ZM39 147V146H38ZM54 147V146H53ZM9 149V150H10ZM13 149V148H12ZM24 149V148H23ZM25 149H27V148H25ZM31 149V148H30ZM33 149H35V148H33ZM42 149H43V147H42ZM41 148H39V150H42ZM8 150V151H9ZM28 150H29V148H28ZM47 150V149H46ZM58 151V150H57ZM138 151H140V152H144L145 151V148L143 147V146H140L139 148H138ZM24 152V151H23ZM49 152V151H48ZM9 153V152H8ZM11 153V152H10ZM9 153V154H10ZM54 153V152H53ZM54 153V154H55ZM12 154H14L15 156H19V158H17L18 160H15L16 158H14V157H12L13 159H14V163H15V161H22L21 159H22V155L18 152V149L16 148L15 150H14V152L12 151ZM49 154V153H48ZM75 154V155H76ZM67 155H69L68 157H66ZM72 155V156H71ZM42 156V155H41ZM61 157H63V158H61ZM42 158V157H41ZM51 158V157H50ZM4 159H6V160H4ZM60 161H59V160ZM66 159V160H67ZM73 159V158H72ZM240 159V158H239ZM70 160V159H69ZM244 160V159H243ZM242 160V161H243ZM65 161V160H64ZM63 161V162H64ZM11 162H12V164H11ZM53 163H54V161H53ZM9 165V166H8ZM64 165V164H63ZM3 166V165H2ZM59 166V165H58ZM2 167H1V165H0V169H1ZM3 169V168H2ZM7 169V168H6ZM11 169V168H10ZM9 169V170H10ZM55 169V168H54ZM5 170V169H4ZM4 172V171H3ZM7 172V171H6ZM261 174V173H260ZM53 177V176H52ZM56 178H57V176H55ZM50 179V178H49ZM46 180H48V179H46ZM50 180H53V181H51V182H49L48 181V183L50 184V185H53V187H52V189H54L55 188V190H57V192H55V190L53 191L52 189H50V187H48L47 185H48V183H47V181H46V183L44 182V184H43V182L39 185V187L41 186L42 187V184H43V187L42 188H40V189H45V187H44V185L45 186H47L46 187V191L48 190V192H46V194L45 195H47V193L48 194H50L51 195V193H49V191L50 192H53V193H56V196H55V194L54 195H52V196H50L49 195V201L50 200H52V199H54V200H56V198H57V196L59 197L60 196V194H58L60 191H59V189H57L56 188V185H54V184H57L58 183V185L60 184L58 181H57V179H53V178H51ZM255 181V180H254ZM210 183V182H209ZM208 183V184H209ZM37 185V186H38ZM49 185V186H50ZM65 185V184H64ZM50 189V190H49ZM186 190V189H185ZM44 190H42V193H45V192H43ZM184 193H186L185 191H184ZM188 193V192H187ZM5 194V193H4ZM36 195H38V194H36ZM187 195V194H186ZM2 196V195H1ZM4 196V195H3ZM22 196V195H21ZM56 198H55V197ZM23 197V196H22ZM43 197V196H42ZM46 197H48V195L46 196ZM45 196H44V198H41L42 200H40V201H42L43 202V200H45V198H46ZM50 197H52V199H50ZM38 198H39V195H38ZM60 198L62 199V197L60 196L59 197V200H57V202L58 201H60ZM58 199V198H57ZM19 200V199H18ZM47 201L46 202H48L49 203V201H48V199H46ZM2 201H3V199H2ZM41 202V203H42ZM45 202V201H44ZM45 202V203H46ZM51 202H53V201H51ZM50 202V203H51ZM55 202V201H54ZM45 204L46 206L47 205H50V204ZM38 204V203H37ZM44 204V203H43ZM53 204V203H52ZM44 205V206H45ZM54 205H56V203L54 204ZM11 206V205H10ZM9 206V207H10ZM7 208V207H6ZM53 206L51 207V205L50 206H48V212H46L45 210V212H43V214H45V213H48V214H45V215H43L42 214V216H44V218H45V220H43V217L42 218H39L38 219V217L34 220V224L36 225L38 222V220H40V222H41V220L42 221H46V218H47V216H49V213H51V214H53L54 213V211H51V210H55V208H57V206L55 207V208H53ZM30 210H31V208H30ZM47 210V209H46ZM57 210V209H56ZM55 210V211H56ZM34 211V210H33ZM39 211V210H38ZM53 212V213H52ZM50 214V215H51ZM60 214V213H59ZM55 215V216H54ZM57 214V212L56 213H54L53 215H51V218L53 217V218H55V217H57L58 219H60L59 217H60V215H58ZM49 218H50V216H49ZM48 218V219H49ZM38 219V220H37ZM56 219V218H55ZM52 220V222H50L49 223V221H46L44 224H45V226L47 225L48 227H47V229L49 230L50 228V226H51V223L53 224V223H55V224H57L56 222H58L59 223V220L58 221H56L55 220V222H53L54 221V219H51ZM33 221V220H32ZM31 222V221H30ZM200 222V221H199ZM199 222L197 223V224H199ZM49 223V224H48ZM16 224H18V223H16ZM42 224H43V222H42ZM54 224V226H52V228H55V225ZM22 225V224H21ZM20 225V226H21ZM38 225V224H37ZM39 225H41V224H39ZM44 226V225H43ZM105 228V227H104ZM107 228H108V226H107ZM158 228V227H157ZM15 229V228H14ZM12 230L13 232L14 231H16V230ZM59 229H61V228H59ZM47 230V232H45L46 234L49 232ZM152 230V229H151ZM56 230L55 229H53V230H50V232H52V233H49L50 235H52V234H55L54 232H55ZM143 231V230H142ZM156 231V230H155ZM57 232V231H56ZM146 232V231H145ZM149 232H151V231H149ZM149 232H147L148 233V235H149ZM159 232H161V231H159ZM159 232H158V234H159ZM9 233V232H8ZM11 233V232H10ZM153 233H155V232H151L150 233V235L152 234V235H154ZM168 233V232H167ZM48 234V235H49ZM157 234V232L155 233V235L154 236H150V237H152V239H153V244H152V249H150V250H154L155 248H156V246H158V244L159 243H161L163 240L162 239H164V236H162L161 234H159V235H156ZM57 235H58V233H57ZM168 235H169V233H168ZM46 236V235H45ZM44 236V237H45ZM60 237H61V235H60ZM163 237V238H162ZM170 237H171V234H170ZM46 238H47V236H46ZM45 238V240L43 241V242H45V243H49L51 240H49L50 238L48 237V239H46ZM44 239V238H43ZM54 240V239H53ZM88 240H90V239H88ZM2 241V240H1ZM42 241V240H41ZM5 243V242H4ZM135 245V244H134ZM134 245H133V247H134ZM40 246V245H39ZM104 246V245H103ZM132 246V245H131ZM41 247V246H40ZM39 248V247H38ZM59 248H60V250L62 251V253H65V255H66V253H67V255H68V253L69 252H67V250L64 248V246H63V249L61 248V246H59ZM41 249V248H40ZM39 249V250H40ZM134 249V248H133ZM137 249V248H136ZM40 251H42V250H40ZM56 251H58V250H56ZM55 251V252H56ZM35 252H36V250H35ZM54 252V253H55ZM60 252V251H59ZM58 252V253H59ZM61 252H60V254H62ZM151 253V252H150ZM33 254V253H32ZM75 255V254H74ZM133 255V254H132ZM36 256H34V258H35ZM135 257V256H134ZM66 258V257H65ZM50 259V258H49ZM40 260V259H39ZM3 261H4V259H3ZM139 261V260H138ZM50 263H53V262H50ZM95 263H96V261H95ZM33 264H36V263H33ZM200 264V263H199Z\"/></svg>",
  "mask_w": 264,
  "mask_h": 264
}]
</instances>
